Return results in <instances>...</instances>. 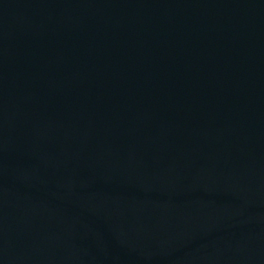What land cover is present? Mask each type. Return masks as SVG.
I'll use <instances>...</instances> for the list:
<instances>
[{
  "label": "water",
  "instance_id": "obj_1",
  "mask_svg": "<svg viewBox=\"0 0 264 264\" xmlns=\"http://www.w3.org/2000/svg\"><path fill=\"white\" fill-rule=\"evenodd\" d=\"M0 264H264V0H0Z\"/></svg>",
  "mask_w": 264,
  "mask_h": 264
}]
</instances>
